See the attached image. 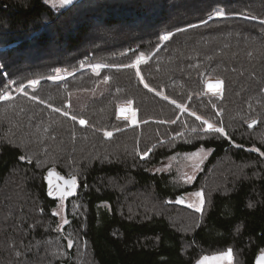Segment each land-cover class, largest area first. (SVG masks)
<instances>
[{
  "label": "trees",
  "instance_id": "trees-1",
  "mask_svg": "<svg viewBox=\"0 0 264 264\" xmlns=\"http://www.w3.org/2000/svg\"><path fill=\"white\" fill-rule=\"evenodd\" d=\"M57 69L70 76L54 80ZM209 79L223 80L221 94ZM7 93L0 264H195L228 250L234 264H257L264 0H77L61 11L0 0ZM128 102L136 124L118 115ZM200 148L210 153L188 182L181 162ZM50 170L75 178L76 194L51 197ZM198 190L202 211L177 203Z\"/></svg>",
  "mask_w": 264,
  "mask_h": 264
},
{
  "label": "rangeland",
  "instance_id": "rangeland-1",
  "mask_svg": "<svg viewBox=\"0 0 264 264\" xmlns=\"http://www.w3.org/2000/svg\"><path fill=\"white\" fill-rule=\"evenodd\" d=\"M77 0H72L70 4H64L62 3V0H46V3L55 11H61L65 9L66 7L70 6ZM141 59L138 60L137 63H139ZM70 76V73L62 72L61 70L57 72V74L53 77L54 80H62ZM31 85V86H35ZM207 90L212 94H221L222 93V87H223V80L221 79H209L206 83ZM21 91V89L19 90ZM5 96H8L11 98L14 95H11V93L5 94ZM8 98V99H9ZM127 114V115H126ZM119 117L123 119H127L130 121L131 124L138 123L137 120V111L133 108L131 103H123L119 107ZM213 128H216V126L212 125ZM210 153V150L200 148L196 152L186 153L184 155V158L181 162V172L182 177L186 179L188 182H192L197 173L201 170L203 162L206 160L208 154ZM191 178V179H190ZM199 192L202 195L196 196L195 194ZM182 201V202H180ZM203 201V203H201ZM205 198L203 196V193L201 190L194 191V192H188L183 194L177 199V203L189 207V205H192V207H189L196 211H202L203 205H204ZM66 203L65 199H61L59 202L58 207L56 208V213L58 214L61 223L65 224L66 222ZM229 251V250H228ZM228 251L219 252L211 255H205L207 257H213V256H220L222 253H227ZM261 254L264 255V251L261 252ZM205 256L201 257L195 264H199V261H201ZM207 264H234L233 256L231 253V259H223V260H210L207 262Z\"/></svg>",
  "mask_w": 264,
  "mask_h": 264
},
{
  "label": "water",
  "instance_id": "water-1",
  "mask_svg": "<svg viewBox=\"0 0 264 264\" xmlns=\"http://www.w3.org/2000/svg\"><path fill=\"white\" fill-rule=\"evenodd\" d=\"M257 124H258V120H255L250 124V127L253 128ZM46 180H47V184L49 188V194L51 197H54V198L71 197L75 195L77 192V189H78L77 180L75 178L66 177L60 174L56 170H50L47 173ZM66 181L69 183L66 184L65 183ZM72 181H75V183L72 184L71 183ZM62 193H65V194L62 195ZM262 255L263 254H260L258 256L257 264H264V261H261L260 259Z\"/></svg>",
  "mask_w": 264,
  "mask_h": 264
},
{
  "label": "snow or ice",
  "instance_id": "snow-or-ice-1",
  "mask_svg": "<svg viewBox=\"0 0 264 264\" xmlns=\"http://www.w3.org/2000/svg\"><path fill=\"white\" fill-rule=\"evenodd\" d=\"M71 2H72V0H62V3H64V4H70ZM161 38L163 40L167 41V40L170 39V35H164ZM91 67H92V70L94 72H96L98 69H100L101 65L96 64V65H92ZM57 72H59V69H57ZM37 83H38V81L32 80V81H30V85L29 86L34 85V84H37ZM144 86L146 88L148 87L147 84H145ZM21 91L24 92L25 94H27V92L25 91V88L23 86H21ZM8 98H9L8 96H2V97H0V99H5V100L8 99ZM57 111H59V109H57ZM64 114L67 115V113H64ZM73 119H75V117H73ZM197 119H199V117H197ZM80 123L83 124L84 121L81 120ZM204 123L205 124H208L207 121H204ZM208 130H211V131H214V132H219V133H223V131H224L223 128H213V126L211 124H208ZM108 135H111V134L109 133ZM65 183L67 184L69 182L66 181ZM71 183L74 184L75 181H72ZM64 194L65 193H62V195H64ZM195 195L199 197L202 194L199 193V192H197ZM180 202H182V201H180ZM201 203H203V201H201ZM189 207H192V205H189ZM65 222L67 223V221H65ZM69 246H71V244ZM225 258H227L229 260L231 259V250H229L227 253H222L220 256H213V257H207V256H205L201 261H199V264H207V262L210 261V260H213V261H215V260H223ZM260 259H261V261H264V255H262Z\"/></svg>",
  "mask_w": 264,
  "mask_h": 264
},
{
  "label": "built area",
  "instance_id": "built-area-1",
  "mask_svg": "<svg viewBox=\"0 0 264 264\" xmlns=\"http://www.w3.org/2000/svg\"><path fill=\"white\" fill-rule=\"evenodd\" d=\"M127 115V114H126Z\"/></svg>",
  "mask_w": 264,
  "mask_h": 264
}]
</instances>
